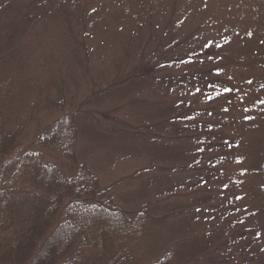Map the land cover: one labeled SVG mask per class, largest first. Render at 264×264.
<instances>
[{"label": "rangeland", "instance_id": "obj_1", "mask_svg": "<svg viewBox=\"0 0 264 264\" xmlns=\"http://www.w3.org/2000/svg\"><path fill=\"white\" fill-rule=\"evenodd\" d=\"M152 64L145 77L144 66ZM190 72L205 79L187 85ZM0 80L13 85L11 113L28 117L16 129L19 149L36 147L38 131L77 113L78 161L130 215L148 205L143 262L173 244L174 264H221L190 251V239L212 222L198 205L206 203L202 194H243L235 205L256 206L264 229V0H0ZM181 102L191 105L182 113L189 117L174 124ZM161 113L172 124L160 125ZM203 122L214 125L216 138L197 135ZM214 161L218 169L228 164L214 174L226 177H210L200 192L193 173ZM52 184L53 199L59 193ZM34 198L27 207L40 213L44 204ZM77 211L85 215L54 226L41 257L21 264H65L50 244L61 253L73 231L95 232L97 220L87 209ZM123 232L121 246L128 245ZM16 249L2 252L14 260Z\"/></svg>", "mask_w": 264, "mask_h": 264}, {"label": "trees", "instance_id": "obj_2", "mask_svg": "<svg viewBox=\"0 0 264 264\" xmlns=\"http://www.w3.org/2000/svg\"><path fill=\"white\" fill-rule=\"evenodd\" d=\"M144 67L145 77L155 69L153 64ZM198 75L195 76L193 72L187 74L191 79L186 81V84L195 86L196 78L201 80L204 77L205 79V76ZM9 82L0 80V205L5 206L0 209V264H21L23 260L25 262L30 257L35 262L37 256L41 257L40 253L45 248V242L52 232V228L56 225L58 226L55 229L72 224V220L85 215L84 211H77L81 209H87L89 211L87 215H92L97 220L95 232L73 231L69 244L61 253L58 249L57 252L53 243L50 244V250L58 253L56 259H62L65 264H123L122 260H126L127 264H174L176 248L173 244L164 247L162 254L156 260L143 262L139 258L141 240L149 220L148 205L144 204L136 215H130L106 195L108 189L101 185L98 177L92 174L83 162L78 161L75 149L78 139H75V135L78 136L76 112L64 113L46 130L38 131L35 140L36 147L23 150L17 147L15 142L19 133H16V129L24 128L28 117L25 114L13 115L11 113L14 92L12 91L13 85ZM188 103H179L180 111L177 110L176 114H173L174 124L177 122V117L184 118L186 116L182 113L187 108L186 105L190 108L191 105ZM33 107L32 105L24 112L32 111ZM180 114L181 116H179ZM160 116L162 117L159 121L160 125L169 126L172 124L170 115H165L167 116L165 117L161 113ZM184 120L190 122L189 118ZM60 126L62 127L59 128ZM56 128L58 130L55 134ZM64 129H69L67 136L62 134ZM201 129L198 136L199 133H202V137H217L218 133L215 131L214 125H207L203 122ZM210 138L212 139V137ZM222 138L230 140L228 135ZM206 143L209 144V142ZM49 157L53 159L50 158V160ZM62 157H65L69 164H66ZM210 159L211 156L208 161ZM216 162L198 164L196 167L192 182L201 179L203 186L200 190L198 189L200 192L201 190L205 192L204 187L209 185L207 181H211L210 177L219 181L221 175H214L219 174V170H223V173L226 172V169L229 170L228 164L223 165L220 169L216 168L218 165ZM260 162L264 174V155L260 158ZM65 167L68 169V173L63 169ZM45 172L50 174L43 177ZM203 175L206 177L204 178ZM224 175L222 174V179L226 177ZM52 183H56L57 190L55 192L59 193V196L53 199L48 194L51 189L48 185H53ZM227 183L231 182L225 180L224 185ZM196 188L197 186H195ZM76 195L83 197L74 200L73 197ZM207 195L202 194L205 196L206 203L199 202L198 205L201 209L209 212L204 217L210 218L213 225L210 223L209 228L198 231L190 239V251L194 257H197L195 254L199 251V255L206 253L209 261L220 260L221 264H227L229 261L243 264L250 260L252 261L250 264H264V229L258 219L259 210L257 207L241 202L235 205L237 192L231 193L223 190L216 192L214 197ZM29 197L38 198L40 203L44 204L40 213L35 211L36 208L33 206L30 209L29 206L27 207ZM242 197H244L243 194L239 193L237 199ZM207 204H211L212 207L204 206ZM8 205L11 206V209H7ZM123 230L127 231L125 241L128 245L125 246L116 242L118 234H122ZM11 246L17 247L14 252V260L6 259L2 252ZM45 251L47 252V249ZM48 253L50 252L48 251ZM8 260L11 261L8 263ZM75 260H77L76 263H74ZM191 262V260H187L183 264H192L193 262Z\"/></svg>", "mask_w": 264, "mask_h": 264}]
</instances>
